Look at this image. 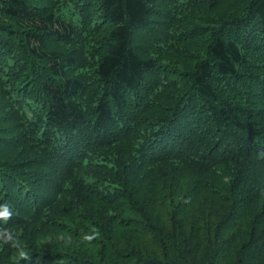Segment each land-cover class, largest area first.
<instances>
[{"label": "trees", "instance_id": "trees-1", "mask_svg": "<svg viewBox=\"0 0 264 264\" xmlns=\"http://www.w3.org/2000/svg\"><path fill=\"white\" fill-rule=\"evenodd\" d=\"M5 204L0 264H264V0H0Z\"/></svg>", "mask_w": 264, "mask_h": 264}, {"label": "clouds", "instance_id": "clouds-1", "mask_svg": "<svg viewBox=\"0 0 264 264\" xmlns=\"http://www.w3.org/2000/svg\"><path fill=\"white\" fill-rule=\"evenodd\" d=\"M12 215L13 211L9 205H0V223H6ZM86 239H91V237H86ZM3 244H8L10 247L17 249L16 255L20 259H31L30 253L23 242L16 239L13 233L7 229L0 231V245Z\"/></svg>", "mask_w": 264, "mask_h": 264}]
</instances>
